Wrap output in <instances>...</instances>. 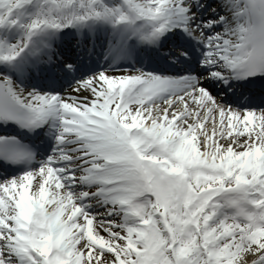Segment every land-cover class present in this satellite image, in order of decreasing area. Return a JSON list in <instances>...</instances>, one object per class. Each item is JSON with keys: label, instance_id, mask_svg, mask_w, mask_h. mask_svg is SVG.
I'll return each instance as SVG.
<instances>
[{"label": "snow or ice", "instance_id": "snow-or-ice-1", "mask_svg": "<svg viewBox=\"0 0 264 264\" xmlns=\"http://www.w3.org/2000/svg\"><path fill=\"white\" fill-rule=\"evenodd\" d=\"M0 264H264V0H0Z\"/></svg>", "mask_w": 264, "mask_h": 264}]
</instances>
